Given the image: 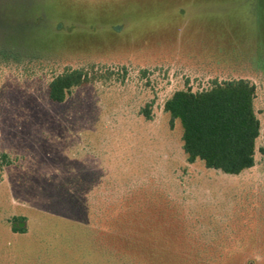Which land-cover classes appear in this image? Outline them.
<instances>
[{
    "label": "rangeland",
    "instance_id": "obj_1",
    "mask_svg": "<svg viewBox=\"0 0 264 264\" xmlns=\"http://www.w3.org/2000/svg\"><path fill=\"white\" fill-rule=\"evenodd\" d=\"M68 68L93 80L54 103ZM233 79L260 121L236 176L164 110ZM0 264H264V0H0Z\"/></svg>",
    "mask_w": 264,
    "mask_h": 264
},
{
    "label": "trees",
    "instance_id": "obj_2",
    "mask_svg": "<svg viewBox=\"0 0 264 264\" xmlns=\"http://www.w3.org/2000/svg\"><path fill=\"white\" fill-rule=\"evenodd\" d=\"M84 68H68L49 83V99L63 103L72 90L89 84ZM256 87L247 79L213 82L207 90H180L167 100L165 112L183 130V150L188 162H204L208 169L239 175L255 166L260 121L254 101ZM147 119H151L149 112ZM10 161H7L9 163Z\"/></svg>",
    "mask_w": 264,
    "mask_h": 264
}]
</instances>
